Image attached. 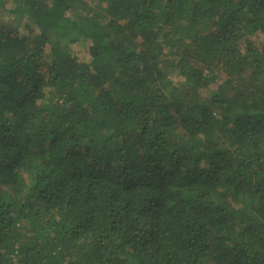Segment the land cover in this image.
<instances>
[{
	"label": "trees",
	"instance_id": "trees-1",
	"mask_svg": "<svg viewBox=\"0 0 264 264\" xmlns=\"http://www.w3.org/2000/svg\"><path fill=\"white\" fill-rule=\"evenodd\" d=\"M0 264H264V0L0 2Z\"/></svg>",
	"mask_w": 264,
	"mask_h": 264
},
{
	"label": "rangeland",
	"instance_id": "rangeland-1",
	"mask_svg": "<svg viewBox=\"0 0 264 264\" xmlns=\"http://www.w3.org/2000/svg\"><path fill=\"white\" fill-rule=\"evenodd\" d=\"M2 1H8V0H0V2ZM88 47H89V43L85 42L84 39H80V41L77 44L71 46L74 55H76V57L78 58H83L82 54L85 53Z\"/></svg>",
	"mask_w": 264,
	"mask_h": 264
}]
</instances>
